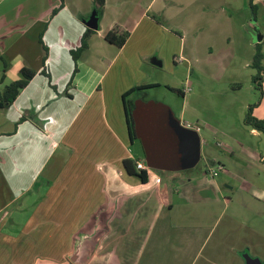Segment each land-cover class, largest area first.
<instances>
[{
  "label": "crops",
  "instance_id": "1",
  "mask_svg": "<svg viewBox=\"0 0 264 264\" xmlns=\"http://www.w3.org/2000/svg\"><path fill=\"white\" fill-rule=\"evenodd\" d=\"M104 1L97 30L74 62L70 51L87 28L92 0H0L1 85L22 68L36 73L11 106L0 109V217L19 202L32 208L16 235L0 233V264H73L79 243L80 264H245L244 255L264 263V134L243 121L259 98L237 91L255 74L248 0L208 3L219 10L221 33L207 30L205 39L187 46L180 38L168 63L158 45L135 58L127 53L132 33L121 48L105 40L113 26L129 28L126 17L133 31L148 22L142 35L149 22H165L154 0ZM128 2L134 7L121 13ZM253 4L258 18L264 0ZM239 19L244 36L234 43ZM43 46L50 80L41 75ZM217 51L227 83L214 76L210 59ZM182 71L181 80L163 76ZM218 83L236 90L227 88L215 116L208 101ZM262 90L253 110L259 120L264 79ZM149 108L173 137L179 168L158 165L137 135L143 117L137 110ZM196 142L199 158L184 168ZM202 155L206 167L197 172ZM124 161L142 163L143 170L133 168L146 173L145 182L129 175ZM217 164L224 167L221 183L206 173Z\"/></svg>",
  "mask_w": 264,
  "mask_h": 264
},
{
  "label": "rangeland",
  "instance_id": "2",
  "mask_svg": "<svg viewBox=\"0 0 264 264\" xmlns=\"http://www.w3.org/2000/svg\"><path fill=\"white\" fill-rule=\"evenodd\" d=\"M150 1L151 0H144L145 4L149 3ZM153 2V6H155V8L161 9L163 11V17H161L164 18L167 22H164L163 19L160 18L158 19L156 24L153 22H149L150 31L145 35H142L140 32L143 29L144 25L148 24V22H144L141 28L139 27L140 29L138 28L137 30L133 31L132 28L134 27L135 23L134 21H131V18L126 17L124 21H122L129 27H125L126 31L130 35L132 33V36L128 42L127 53H133L134 58L136 56V51L141 52L148 48L157 47L158 45L160 46V49H157V52L163 50L161 51V54L166 56V62L168 63L170 61V56L173 52V49L175 50L174 52L178 54L177 49L179 48V44L181 42L180 38H184V41H186L185 46H187L194 41L196 42V39L198 38L205 39L204 37L207 30L208 35L210 36L220 34L222 31V29H220L219 23V10H211L206 6L208 5V3L212 2H214V4H217L219 0H154ZM140 5L138 7H140ZM133 7L134 5L131 2H128L127 4H121V13H126V11L129 9L131 11ZM150 17L155 18L151 14L148 15V18L151 20ZM257 20L258 23L256 24L250 21L251 26L249 28L250 31L248 32V35L251 36L252 41L257 36H264V11L261 9L259 11ZM154 25H157V27H155ZM236 25V31L231 35L234 43L237 42L239 38H242L244 36L245 31L243 20L239 19ZM120 26L122 29H125L123 25ZM178 26H183L186 29L185 32L181 34V32H179V29H177ZM194 33H196V37L193 36ZM262 45L264 48V39ZM217 56L218 51L214 53L213 58L210 59L211 62H214L212 66L217 67V69H215L214 76L217 80H224L225 82L223 83H227L224 79L225 76H227L225 73L226 71L224 69L220 70V63L215 62ZM262 66L264 67V59L262 61ZM229 69L234 70V67H229ZM2 73L3 72H1V75ZM182 73L183 71L176 73L165 72L163 73V76L167 82L172 81L173 79L181 80ZM251 85L241 84V87L237 91H239L242 98H249L251 93L253 92L255 93V96L259 98V93L255 91L253 85ZM3 86L4 85H1L0 83V91L2 90ZM214 87H216V94L211 96L208 102H210V105L213 107L212 110H214L216 116V114H218L216 112H218L221 108L220 106L227 100V88L229 91H231L232 89L236 90V88L234 85L220 83L214 84ZM137 114L142 115L143 117L141 123H139L137 127L136 133L138 136H140L151 158H153L155 162L161 167L166 166V164H168L169 166L170 164V166L175 165L179 168L181 166L180 158H178L177 155H174L178 152V147L168 131L164 133L162 132L159 123H157L156 121V115L152 112L151 108H149V110L147 111H141V109L139 111L138 109ZM137 118H139V116H137ZM155 152H160L162 154L161 158L158 159L155 156ZM204 163V156L202 155L198 165L196 166L197 172L199 170H205L206 165ZM220 173L221 172H219L218 176L215 177V181H219L221 183L224 178ZM259 181H263V179H260ZM229 182H231V185L234 186V189L237 188L236 182ZM28 200L29 199L25 201L29 202ZM31 209V205H26L22 202H19V204L11 207V210L6 211L0 217V221L4 224V226L2 225L0 227V233L11 236L16 235L19 231H21L22 225L31 215ZM73 252L75 253V250ZM73 264L75 263L73 262ZM76 264H80V262H77Z\"/></svg>",
  "mask_w": 264,
  "mask_h": 264
},
{
  "label": "trees",
  "instance_id": "3",
  "mask_svg": "<svg viewBox=\"0 0 264 264\" xmlns=\"http://www.w3.org/2000/svg\"><path fill=\"white\" fill-rule=\"evenodd\" d=\"M253 1L254 0H248L247 8L250 11L251 22L256 24L257 23V7L256 5L253 4ZM62 2L63 0H61V3ZM104 2H105L104 0H92L93 11L96 13L97 19L101 17L102 10L104 7ZM93 34H94V31L86 28L80 38L79 46L75 48L74 50L70 51V54L74 62L77 60V57H79L80 54L87 49L89 38ZM128 38H129V33L118 25L113 26L105 35V40L109 44H112L118 48H121L126 43ZM40 43L42 42L40 41ZM43 50L45 52V55L42 60L43 69L41 71V75L45 76L48 80H50V76L47 73V69L45 65L47 49L43 46ZM263 57L264 56L262 53V43L254 44V55L251 61V68L255 71V74L251 78V83L253 85L254 90L259 93V100L257 103L249 105L247 107V111H246L243 121L245 125L264 134V120H259L253 116V110L259 105L261 98L263 96V90H262V84H263V79H264V67L262 66ZM35 74L36 73L30 69L22 68L19 72V77L15 79L14 81L10 82V84L4 86L3 89L1 90L0 109L9 108L11 104L15 101L17 96L21 93V91L33 79ZM3 80H4V74H2L0 77V83H3ZM171 90L178 95L180 94L178 90H174V89H171ZM132 92H133V89L128 91L124 95V97L130 95ZM123 167L129 175H134L138 177L142 182H145V180L147 179L146 173L144 171H140V173L134 172L133 167H136L135 161H124Z\"/></svg>",
  "mask_w": 264,
  "mask_h": 264
},
{
  "label": "water",
  "instance_id": "4",
  "mask_svg": "<svg viewBox=\"0 0 264 264\" xmlns=\"http://www.w3.org/2000/svg\"><path fill=\"white\" fill-rule=\"evenodd\" d=\"M85 26L90 29V30H97L98 27V19L96 17V13L93 11L89 17V19L85 22ZM262 40L261 36H257L256 38L253 39L254 43H260ZM188 153V162H186L183 167L184 168H189V167H193L195 165V163L197 162L198 158H199V153H198V143L196 142L195 144L193 143V145L190 147L189 150H187ZM83 252V246L81 243H79L76 246L75 249V253L71 259L72 262H74L75 264L79 261V258L81 257ZM244 260H245V264H264L262 262H260L257 259H252L247 255L243 256Z\"/></svg>",
  "mask_w": 264,
  "mask_h": 264
},
{
  "label": "built area",
  "instance_id": "5",
  "mask_svg": "<svg viewBox=\"0 0 264 264\" xmlns=\"http://www.w3.org/2000/svg\"><path fill=\"white\" fill-rule=\"evenodd\" d=\"M136 168L138 170H143L144 166L142 163H137ZM223 169H224V167L221 164H217L214 167L208 168L206 173L211 179H214L215 177L218 176L219 172L223 171Z\"/></svg>",
  "mask_w": 264,
  "mask_h": 264
}]
</instances>
